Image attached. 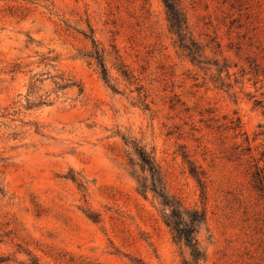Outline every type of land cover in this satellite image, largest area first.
<instances>
[{
  "label": "rangeland",
  "instance_id": "374dc122",
  "mask_svg": "<svg viewBox=\"0 0 264 264\" xmlns=\"http://www.w3.org/2000/svg\"><path fill=\"white\" fill-rule=\"evenodd\" d=\"M177 2L199 65L163 0H0V264L188 261L134 145L204 213L198 264H264V0Z\"/></svg>",
  "mask_w": 264,
  "mask_h": 264
},
{
  "label": "trees",
  "instance_id": "16d2710c",
  "mask_svg": "<svg viewBox=\"0 0 264 264\" xmlns=\"http://www.w3.org/2000/svg\"><path fill=\"white\" fill-rule=\"evenodd\" d=\"M164 7L168 18V24L171 33L176 37V42L179 48L186 52V57L193 65H199L201 62L197 58L198 46L189 35L188 27L181 9L178 6L177 0H163ZM92 33V31L90 30ZM84 38L88 39L92 45V50L82 55L88 58L96 65L101 80L109 86L113 91L114 87L110 85V78L105 66L104 51L98 47L92 35L83 33ZM117 71L120 76L129 79L128 73L123 69V66H118ZM134 154L138 160V166L143 174L142 177L136 179L137 192L141 195L151 192L154 197L160 201L163 207V222L171 231L173 239L182 244L188 251L189 260H184L182 264H198L205 259V254L200 248L196 234L198 227L205 222V216L202 211L187 210L175 198L168 195L165 190L161 171L153 157L141 147L133 146ZM262 165L255 162L252 165L250 173V181L252 188L258 192H264V151L261 153ZM191 174L196 178L201 186L200 180L196 173L191 171ZM2 260H0V263ZM29 264H40L34 258L30 259Z\"/></svg>",
  "mask_w": 264,
  "mask_h": 264
}]
</instances>
